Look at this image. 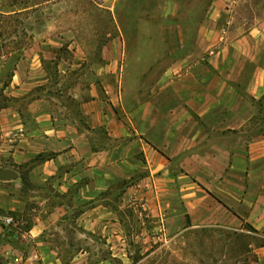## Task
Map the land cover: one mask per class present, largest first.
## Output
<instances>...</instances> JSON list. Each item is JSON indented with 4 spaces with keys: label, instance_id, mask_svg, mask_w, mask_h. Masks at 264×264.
Here are the masks:
<instances>
[{
    "label": "crops",
    "instance_id": "1",
    "mask_svg": "<svg viewBox=\"0 0 264 264\" xmlns=\"http://www.w3.org/2000/svg\"><path fill=\"white\" fill-rule=\"evenodd\" d=\"M58 1L0 0V218L15 220L0 221V264H83L73 237L114 243L124 202L171 233H243L264 264V16L235 22L239 0H82L110 21L84 122L37 93L38 30L8 50L5 22Z\"/></svg>",
    "mask_w": 264,
    "mask_h": 264
},
{
    "label": "rangeland",
    "instance_id": "2",
    "mask_svg": "<svg viewBox=\"0 0 264 264\" xmlns=\"http://www.w3.org/2000/svg\"><path fill=\"white\" fill-rule=\"evenodd\" d=\"M234 11L235 22L246 18L250 23L253 17L264 16V0H239ZM3 26L9 33V51L22 47L31 38L12 35L16 30L40 32L37 38L46 41L40 61L47 81L37 93L51 96L58 114L70 113L77 119L83 116L85 122L79 105L82 93L89 87L91 66L98 57L89 49L106 38L101 33L110 29L107 17L97 19L96 12H88L82 0H59L54 8L28 11L21 19L8 20ZM17 54L12 51L10 64ZM106 198L112 206L123 203L120 197ZM140 209L124 202L120 210L122 232L114 243L90 233L87 237H73L72 251L83 250V264H245V258H249L247 249L252 239L243 233L217 227L171 233ZM69 254L65 250L64 256ZM246 264H250L249 259Z\"/></svg>",
    "mask_w": 264,
    "mask_h": 264
},
{
    "label": "trees",
    "instance_id": "3",
    "mask_svg": "<svg viewBox=\"0 0 264 264\" xmlns=\"http://www.w3.org/2000/svg\"><path fill=\"white\" fill-rule=\"evenodd\" d=\"M15 0H10V5L11 4H13V2H14ZM261 103H264V95L257 101V104H261ZM44 158V156L43 155H39L36 159H43ZM246 236V235H245ZM258 245H261V246H263L264 245V243L263 242H261V243H257ZM249 246V245H248ZM250 248V247H249ZM250 252V249L248 250L247 249V253H249ZM248 262V258H245V264Z\"/></svg>",
    "mask_w": 264,
    "mask_h": 264
},
{
    "label": "built area",
    "instance_id": "4",
    "mask_svg": "<svg viewBox=\"0 0 264 264\" xmlns=\"http://www.w3.org/2000/svg\"><path fill=\"white\" fill-rule=\"evenodd\" d=\"M0 221L3 224L8 225V226H11V225L15 224L14 218L12 216H8V215L7 216H2L0 218Z\"/></svg>",
    "mask_w": 264,
    "mask_h": 264
},
{
    "label": "water",
    "instance_id": "5",
    "mask_svg": "<svg viewBox=\"0 0 264 264\" xmlns=\"http://www.w3.org/2000/svg\"><path fill=\"white\" fill-rule=\"evenodd\" d=\"M7 170H0V179H8L10 174Z\"/></svg>",
    "mask_w": 264,
    "mask_h": 264
}]
</instances>
